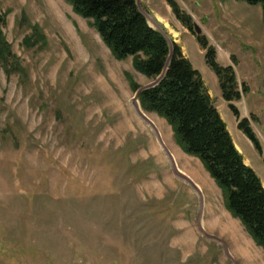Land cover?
I'll return each instance as SVG.
<instances>
[{
	"label": "rangeland",
	"instance_id": "1",
	"mask_svg": "<svg viewBox=\"0 0 264 264\" xmlns=\"http://www.w3.org/2000/svg\"><path fill=\"white\" fill-rule=\"evenodd\" d=\"M171 1L187 3L191 12L176 4L244 85L232 103L238 119L168 0L137 4L151 27L184 47L264 186L263 7ZM0 29L15 57L0 65V264H264L198 159L141 108L138 93L154 82L130 58L116 60L90 21L64 0H0ZM243 118L261 154L238 130Z\"/></svg>",
	"mask_w": 264,
	"mask_h": 264
},
{
	"label": "trees",
	"instance_id": "2",
	"mask_svg": "<svg viewBox=\"0 0 264 264\" xmlns=\"http://www.w3.org/2000/svg\"><path fill=\"white\" fill-rule=\"evenodd\" d=\"M64 1L76 15L90 21L116 60L130 58L132 68L154 82L139 91L141 108L167 122L180 149L198 159L220 189L226 210L264 252V186L236 149L202 75L184 56L181 47L170 43L163 32L150 26L137 0ZM238 1L263 7L264 25V0ZM168 5L175 19L195 35L197 44L204 51L206 65L217 78L222 99L238 119V111L232 103L246 91L244 85L239 86L231 66L218 63L215 48L208 44L205 36L195 34L190 16L173 1L168 0ZM11 59L15 57L0 29V65L6 68ZM129 83L131 90L136 92L138 85L131 78ZM237 128L261 154L249 121L246 118L239 120Z\"/></svg>",
	"mask_w": 264,
	"mask_h": 264
},
{
	"label": "crops",
	"instance_id": "3",
	"mask_svg": "<svg viewBox=\"0 0 264 264\" xmlns=\"http://www.w3.org/2000/svg\"><path fill=\"white\" fill-rule=\"evenodd\" d=\"M176 3L178 4V5H180L181 6V8L182 9H184V10H186V11H189V12H191V10L190 9H188L189 7L187 6V3H185L184 5H185V7L180 3V1H176ZM167 8H169L168 6H167ZM160 18L162 19V20H166L165 19V17H162V16H160ZM184 37H187V36H184ZM189 38V37H188ZM181 49H182V51H183V54H184V56H185V49H184V47L181 45ZM188 60H189V57H188V55L187 56H185ZM222 114H220V116H221ZM222 118V117H221ZM236 146V149L241 153V150L239 149V147L237 146V145H235ZM244 159V158H243ZM244 162H245V164L246 165H248V163H246V161L244 160ZM248 166H250V165H248ZM251 167V166H250Z\"/></svg>",
	"mask_w": 264,
	"mask_h": 264
},
{
	"label": "bare ground",
	"instance_id": "4",
	"mask_svg": "<svg viewBox=\"0 0 264 264\" xmlns=\"http://www.w3.org/2000/svg\"><path fill=\"white\" fill-rule=\"evenodd\" d=\"M165 26H167V25L165 24ZM172 35H173V36H177V34H176L175 32H173ZM126 117H127V116H126ZM132 122H133V117L131 116V117H130V120H129V122H128L127 127H126V126L123 127V128L125 129V131H126V130L129 131V129H130V123H132ZM121 133H122V132H121Z\"/></svg>",
	"mask_w": 264,
	"mask_h": 264
},
{
	"label": "water",
	"instance_id": "5",
	"mask_svg": "<svg viewBox=\"0 0 264 264\" xmlns=\"http://www.w3.org/2000/svg\"><path fill=\"white\" fill-rule=\"evenodd\" d=\"M194 32L196 33V35H200L201 34V30L198 26L194 25Z\"/></svg>",
	"mask_w": 264,
	"mask_h": 264
}]
</instances>
